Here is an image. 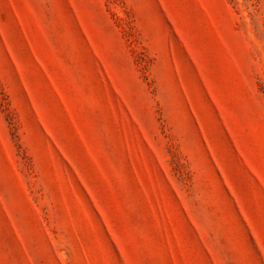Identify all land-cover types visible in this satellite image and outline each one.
I'll return each mask as SVG.
<instances>
[{
  "label": "rangeland",
  "instance_id": "obj_1",
  "mask_svg": "<svg viewBox=\"0 0 264 264\" xmlns=\"http://www.w3.org/2000/svg\"><path fill=\"white\" fill-rule=\"evenodd\" d=\"M0 264H264V0H0Z\"/></svg>",
  "mask_w": 264,
  "mask_h": 264
}]
</instances>
